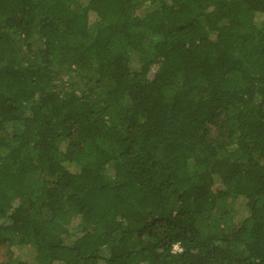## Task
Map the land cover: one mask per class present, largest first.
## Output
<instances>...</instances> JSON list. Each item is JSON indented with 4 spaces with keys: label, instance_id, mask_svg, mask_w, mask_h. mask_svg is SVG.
Returning <instances> with one entry per match:
<instances>
[{
    "label": "trees",
    "instance_id": "16d2710c",
    "mask_svg": "<svg viewBox=\"0 0 264 264\" xmlns=\"http://www.w3.org/2000/svg\"><path fill=\"white\" fill-rule=\"evenodd\" d=\"M0 264H264V0H0Z\"/></svg>",
    "mask_w": 264,
    "mask_h": 264
},
{
    "label": "rangeland",
    "instance_id": "374dc122",
    "mask_svg": "<svg viewBox=\"0 0 264 264\" xmlns=\"http://www.w3.org/2000/svg\"><path fill=\"white\" fill-rule=\"evenodd\" d=\"M139 1H137L136 3H135V5L133 6V9L131 10V15H134L135 13H136V9H137V7H138V5H139ZM149 44H151V43H149ZM144 52V51H143ZM175 250H177V249H175ZM17 253V252H16ZM18 254V253H17Z\"/></svg>",
    "mask_w": 264,
    "mask_h": 264
},
{
    "label": "built area",
    "instance_id": "2783aa9c",
    "mask_svg": "<svg viewBox=\"0 0 264 264\" xmlns=\"http://www.w3.org/2000/svg\"><path fill=\"white\" fill-rule=\"evenodd\" d=\"M175 249H177V250H178V249H179V247L176 245V246H175Z\"/></svg>",
    "mask_w": 264,
    "mask_h": 264
}]
</instances>
